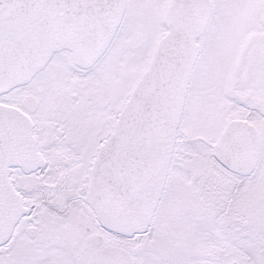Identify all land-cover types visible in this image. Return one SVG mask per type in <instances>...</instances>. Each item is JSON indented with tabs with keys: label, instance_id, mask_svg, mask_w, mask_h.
Listing matches in <instances>:
<instances>
[{
	"label": "snow or ice",
	"instance_id": "obj_1",
	"mask_svg": "<svg viewBox=\"0 0 264 264\" xmlns=\"http://www.w3.org/2000/svg\"><path fill=\"white\" fill-rule=\"evenodd\" d=\"M0 264H264V0H0Z\"/></svg>",
	"mask_w": 264,
	"mask_h": 264
}]
</instances>
